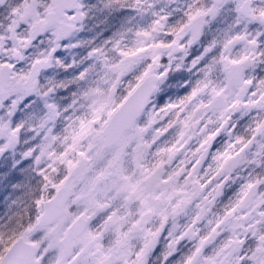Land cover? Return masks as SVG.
<instances>
[{"label": "snow or ice", "instance_id": "obj_1", "mask_svg": "<svg viewBox=\"0 0 264 264\" xmlns=\"http://www.w3.org/2000/svg\"><path fill=\"white\" fill-rule=\"evenodd\" d=\"M0 264H264V0H0Z\"/></svg>", "mask_w": 264, "mask_h": 264}]
</instances>
